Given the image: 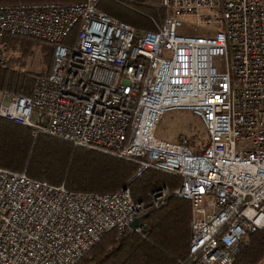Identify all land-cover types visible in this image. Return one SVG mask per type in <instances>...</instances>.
Returning <instances> with one entry per match:
<instances>
[{
	"label": "built area",
	"instance_id": "obj_1",
	"mask_svg": "<svg viewBox=\"0 0 264 264\" xmlns=\"http://www.w3.org/2000/svg\"><path fill=\"white\" fill-rule=\"evenodd\" d=\"M137 1L163 11L154 28L107 14L100 0L0 4V65L8 36L53 45L51 71L29 95L0 93V117L133 162L131 180L155 170L180 184L134 199L127 186L75 192L0 167V264H76L109 232L146 237L143 217L169 195L191 205L178 264H233L264 227V0ZM172 110L201 120L205 146L155 136Z\"/></svg>",
	"mask_w": 264,
	"mask_h": 264
},
{
	"label": "trees",
	"instance_id": "obj_2",
	"mask_svg": "<svg viewBox=\"0 0 264 264\" xmlns=\"http://www.w3.org/2000/svg\"><path fill=\"white\" fill-rule=\"evenodd\" d=\"M85 0H0V4L61 2ZM99 9L137 29L154 28L149 16L160 22L163 12L137 0H100ZM18 54L0 65V93L29 95L37 77L48 75L53 62V45L29 38L6 37ZM41 55L39 69L27 70V61ZM187 144L192 147L191 141ZM194 149V148H193ZM196 150V149H194ZM197 151V150H196ZM0 167L25 172L35 179L63 184L75 192H113L127 186L134 199L159 186L174 189L179 176L147 170L131 180L137 165L97 150L75 147L65 140L38 134L32 136L28 127L0 117ZM144 221L148 235L135 232L117 237L106 234L76 264H178L188 253L191 205L186 199L169 195L161 208L150 210ZM242 243L233 264H259L264 258V227L251 232Z\"/></svg>",
	"mask_w": 264,
	"mask_h": 264
},
{
	"label": "rangeland",
	"instance_id": "obj_3",
	"mask_svg": "<svg viewBox=\"0 0 264 264\" xmlns=\"http://www.w3.org/2000/svg\"><path fill=\"white\" fill-rule=\"evenodd\" d=\"M147 5L157 7L156 5L153 4H147ZM148 19L150 20L153 26L155 25V23L158 22L156 21L155 18L151 16H149ZM189 20L195 21V19L192 17L189 18ZM9 50L11 51V54L10 56L7 57L3 65H5V63L8 61V59H10V57H13L14 55L18 54V51L13 50L11 46L9 47ZM40 60H41V55L39 52H36L35 56L31 57L27 61L26 69L29 71H37L39 69ZM180 135H184V137H186L187 140L191 141L193 145L192 150L194 149L200 150L203 146H205L207 142V134L205 132L201 120L197 116L193 115L191 112L187 110H172L167 112L162 117L159 124L157 125L155 136L169 142H176L179 139Z\"/></svg>",
	"mask_w": 264,
	"mask_h": 264
},
{
	"label": "crops",
	"instance_id": "obj_4",
	"mask_svg": "<svg viewBox=\"0 0 264 264\" xmlns=\"http://www.w3.org/2000/svg\"><path fill=\"white\" fill-rule=\"evenodd\" d=\"M249 234H250V233H248L247 236L244 238V242H243L244 246H245L250 240L253 241V238H252V237H249ZM263 259H264V258H263ZM260 264H264V260H261Z\"/></svg>",
	"mask_w": 264,
	"mask_h": 264
},
{
	"label": "water",
	"instance_id": "obj_5",
	"mask_svg": "<svg viewBox=\"0 0 264 264\" xmlns=\"http://www.w3.org/2000/svg\"><path fill=\"white\" fill-rule=\"evenodd\" d=\"M142 217H138L136 218L130 225L131 228H134L136 226V224L138 223V221L141 219Z\"/></svg>",
	"mask_w": 264,
	"mask_h": 264
},
{
	"label": "bare ground",
	"instance_id": "obj_6",
	"mask_svg": "<svg viewBox=\"0 0 264 264\" xmlns=\"http://www.w3.org/2000/svg\"><path fill=\"white\" fill-rule=\"evenodd\" d=\"M144 218V217H143Z\"/></svg>",
	"mask_w": 264,
	"mask_h": 264
}]
</instances>
